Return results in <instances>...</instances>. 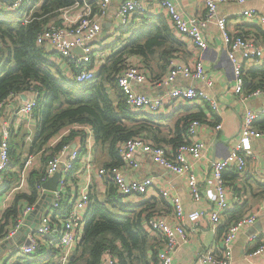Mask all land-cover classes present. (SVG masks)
<instances>
[{
    "label": "trees",
    "instance_id": "1",
    "mask_svg": "<svg viewBox=\"0 0 264 264\" xmlns=\"http://www.w3.org/2000/svg\"><path fill=\"white\" fill-rule=\"evenodd\" d=\"M11 1L0 0V5L5 7ZM84 2L93 13L100 7L98 0H24L21 10L11 12L0 6V105L7 98L30 90L36 92L38 99L33 110L36 127L28 156L39 153L45 164L63 146L73 142L78 132L70 129L53 145L52 141L63 129L76 125L92 130L98 162L105 168L121 164L119 145L128 139L139 137L154 145L169 144L174 151L189 140L188 125L194 119L203 120L202 113L179 118L170 129L173 136L167 139L153 127L154 115L129 110L117 85V78L131 61V56L138 57L141 62L144 60L150 66L151 80H159L161 77L155 74L166 71L170 59L183 52V43L168 18L162 14H135L127 26L115 29L118 38L109 46L111 52L102 59L94 76L80 83L73 78L74 67L65 60L57 63L58 54L36 40L46 25L63 24V19L59 18L61 10L74 5L80 7ZM21 14L29 16V20L24 21ZM85 67L92 68V61ZM258 88L264 89V60L262 65L246 71L242 93L249 95ZM202 102L209 109L208 103ZM255 127L264 129V116L255 121ZM79 135L83 141L84 136L80 132ZM14 139L11 136L9 141L10 163L3 173L0 195L17 183L19 178L13 171L21 170L27 160L19 150L24 138L18 142ZM47 152L50 154L45 157ZM84 153L82 144L79 156ZM77 167L75 165L70 172ZM33 176L35 180H29L31 193L16 194L13 206L0 211V238L8 235L9 219L17 217L22 209L16 201L24 198L30 204L35 203L37 184L43 172L33 171ZM107 182L109 188L104 200L90 194L81 239L66 264H100L105 250L117 257L118 264H160L158 254L163 247L162 236L146 225L147 219L157 213L154 201L149 198L139 204L127 203L128 198L118 193L115 184L106 179ZM68 209L65 199L57 212L64 214ZM40 252L48 254L40 261H32V257ZM56 254H59L57 247L41 245L35 254L19 256L17 264H53L54 260L51 261Z\"/></svg>",
    "mask_w": 264,
    "mask_h": 264
},
{
    "label": "crops",
    "instance_id": "2",
    "mask_svg": "<svg viewBox=\"0 0 264 264\" xmlns=\"http://www.w3.org/2000/svg\"><path fill=\"white\" fill-rule=\"evenodd\" d=\"M123 0H111L110 5L107 8L104 20L102 21V33L97 39L101 44V50L98 54L92 57L93 66L98 67L102 63V59L108 56L111 52L109 46L118 38V34L115 31L118 26L117 9ZM150 4V9L165 16L164 13L158 8V0H144ZM177 7L185 18L198 21L203 17L204 8L202 4L195 2L194 0H178ZM82 7L71 8L66 10L69 17L74 18L77 16ZM254 11V14H250V11ZM64 14V12H63ZM62 12L59 14V18L63 17ZM217 16L225 17L227 29L231 32L243 34L254 38L258 43L264 42V27L261 25L260 18H264V0H246L242 4L228 3L219 4L217 6ZM170 22V21H169ZM171 24V23H170ZM172 26V25H171ZM207 47L205 50H201L193 44V42L186 36H180L175 33L176 36L183 43V52L174 55L170 60L174 63L185 64L192 66L198 60L203 63L205 73L212 79L213 85L206 87L201 81H193L184 79L177 76L169 84H159V80H151L150 66L136 56H131L130 60L142 64L145 68L148 79L140 86H134V89L138 92L145 93L149 96H158L164 94L171 88H187L193 86L200 90H205L208 95L218 99L220 105V111L218 114L211 113L210 109L204 105L202 100L194 99L190 101H183L181 98L174 99L170 105H165L157 114H154V125L169 126V129L165 130L163 127L158 128L159 134L170 139L173 136V131H170L175 126L179 118L186 115L196 116L201 114L204 119L199 122L196 134L192 139L202 141L204 143V151L202 157L193 163V171L198 179L199 188L202 197L198 201H194L187 189L186 179L177 174H173L163 168L154 164L149 156L139 153V167H130L121 164L123 175L125 179L132 180L134 178L143 179L146 177L154 178V186L149 188L144 195L130 197L127 203L139 204L144 200L151 198L154 201L156 214L163 215L164 218L169 221L172 220L173 207L168 198H164L160 195V189L169 190L171 193L177 194L182 202V206L185 212H191L194 210H215L216 191L214 188V180L211 175V168L215 162L225 158L236 143L238 132L241 126L244 110L246 108H259L264 106V95L262 96H249L246 100L233 92V85L235 83V77L233 74V65L229 60L227 49L223 46L220 38L217 25L214 22L208 24L203 30ZM55 59V58H54ZM261 63L257 66L262 65ZM56 62L60 60L56 58ZM146 65V66H145ZM256 67V66H255ZM250 69V68H249ZM248 68L244 69V74ZM166 71L158 72L156 77L161 78L165 76L169 70V66ZM154 75V76H155ZM29 93H21L16 96L7 98L0 105V128L4 122H7L11 126L12 138L21 140L24 138L22 156H26L28 164L22 167L21 170H14L18 176V181L14 186L0 195V211H4L6 208L12 207L14 203V197L16 194H30L31 189L29 180L31 172L37 171L43 172V176L40 177L37 184V198L35 203L30 204L26 199L19 198L16 202L22 209L17 217L9 219L7 227L10 232L17 227V231L20 228L24 229V232H16L15 237L8 240H2L0 243V264H17L18 257L21 256L19 251L28 241L30 236H36L32 234L40 224V218L43 215H50V224L54 228H61L64 215L74 208V204L79 200L80 191L87 185L89 196L95 195L97 198L104 200L107 196L108 182H113L110 178H103L98 174L100 168H105L98 162V154L94 148L93 133L88 126L76 125L67 127L62 130L61 134L57 136L51 143L53 145L60 138L61 135H66L70 129L77 130V134L74 137V141L67 144L69 147L66 151L60 155L62 161L69 158V154L75 150L71 145L75 144L77 150L80 149L82 144L89 145V149L85 148V153L82 156H78L74 164L78 165L77 169L73 172H68L65 175L60 168L53 174H46V162L41 166L37 164V156L41 154H35L28 156L29 144L32 141L33 134L36 127V117L31 116L29 118L23 117L18 119L16 116V108L21 105L25 100L29 98ZM148 114V113H145ZM221 123L222 128L218 131L214 130L215 124ZM262 130V129H259ZM84 136L82 141V136ZM146 136V135H144ZM20 138V139H19ZM14 139V140H15ZM147 139V138H146ZM150 141V140H146ZM165 146L171 149V145L165 144ZM86 147V146H85ZM80 151V150H79ZM19 153V151H17ZM50 153L44 154L48 157ZM37 155V156H36ZM24 158V159H25ZM138 160V153L136 154ZM90 159L92 164L91 168L87 170L85 168V160ZM27 161V160H26ZM26 163V162H25ZM74 168H72L73 170ZM60 174L56 188L60 189V182L65 178V183L61 188L60 198L68 201L69 209L64 214H58L52 207V203L55 199L54 191L48 193L43 188V183L49 178H52L54 174ZM62 173V174H61ZM35 180V178H34ZM223 180L225 187V194L230 202L228 210L220 214V219L215 228H212L210 221L207 219H201L196 224L186 222V240H178L174 254L172 256V264H197V259L202 252L212 251L213 254L220 256L222 236L225 233L228 226L240 217L255 215V221L252 225L247 226L241 232H239L235 241L232 244L231 264H261L264 262V256H252V250L259 244L264 242V135L255 138L251 143L250 155L247 157L246 168L242 174L234 172L233 168H227L223 171ZM3 186L1 182L0 187ZM53 195V196H52ZM234 196L241 198L240 203L234 202ZM26 208H29L25 212ZM85 209L80 210L81 214H85ZM9 232V233H10ZM8 233V234H9ZM255 236V238H252ZM51 238V236H49ZM53 237V236H52ZM58 235L54 238L57 239ZM11 240L9 246L7 242ZM55 242V241H54ZM57 242V241H56ZM55 245H47L42 240V244L46 246H54L59 249V254L54 255L52 261H58L59 255H61V249ZM74 247L72 248V250ZM71 250V252H72ZM45 254H48L44 252ZM45 254L42 252L37 253L32 257V261H40L44 258ZM53 262V263H54Z\"/></svg>",
    "mask_w": 264,
    "mask_h": 264
},
{
    "label": "built area",
    "instance_id": "3",
    "mask_svg": "<svg viewBox=\"0 0 264 264\" xmlns=\"http://www.w3.org/2000/svg\"><path fill=\"white\" fill-rule=\"evenodd\" d=\"M24 0H12L10 4L0 5L6 12L19 11L24 6ZM202 4L204 8L203 17L198 20H190L185 18L177 7L178 0H158V8L165 14L170 21L175 33L180 36L188 37L195 46L201 50H205L207 42L203 30L209 23L214 22L217 25L223 46L227 49L229 60L233 65V74L235 83L233 92L246 100L249 96H262L264 89L258 88L249 95H244V69L252 68L261 63L264 58V42L258 43L254 38L243 34L231 32L227 29L225 17L217 16V6L219 4L236 3L242 4L246 0H194ZM100 7L93 13L87 2L80 6L83 9L74 18L69 17L65 8L61 10L63 14V24L46 25L37 36V43L44 45L50 51L58 54V59L65 60L75 68L74 80L76 82H85L90 80L95 73L96 66L86 68L95 55V48L101 50V44L97 39L102 33V21L106 14L107 8L111 0H98ZM74 5V8H77ZM147 13L158 15L150 9V4L144 0H123L117 9V20L120 26H127L135 14ZM254 14V11H250ZM21 16L24 21L29 20V16ZM261 25L264 27V18H260ZM79 49L80 52H75ZM177 76L184 79L201 81L206 87L213 85L212 79L205 73L203 63L198 60L192 66L178 64L171 61L169 70L165 76L159 79V84H169ZM148 79L145 67L138 62L130 61L117 78V85L121 89L124 100L130 111L142 112L148 114H157L165 105H170L174 99L181 98L183 101L200 99L208 103L211 113L218 114L220 105L218 99L208 95L205 90L197 89L193 86L187 88H171L162 95L149 96L145 93L138 92L134 86L142 85ZM29 98L16 108V116L19 119L23 117L29 118L33 116V110L37 106V94L33 90L26 91ZM21 94V93H20ZM19 95V94H18ZM264 116V106L259 108H246L243 113L241 126L238 132L237 140L230 153L218 162H215L211 168V175L214 180V188L216 191L215 210H194L185 212L182 202L177 194L171 193L169 190L160 189V195L168 198L173 207L172 220L164 218L163 215L153 214L150 216L146 225L149 230L162 236L163 247L160 249L158 258L160 264H172V256L174 254L178 240H186V222L196 224L201 219L210 221L212 228H215L219 222L220 214L228 210L230 202L225 194L223 171L227 168H233L237 174H242L246 168L247 157L250 155L251 143L255 138L264 135V129L259 130L255 127V121ZM198 120L194 119L188 125L189 140L179 145L174 151L166 146L154 145L143 138L128 139L119 145V153L123 164L130 167H139V153L142 152L149 156L150 160L157 166L167 170L173 174H177L186 179L187 189L194 201L201 199L202 194L199 188L198 179L193 171V163L202 157L204 151V143L199 140L192 139L196 134L199 126ZM222 128L221 123L215 124L214 130L218 131ZM11 126L4 122L0 128V184L2 182L3 173L10 163L9 141L11 138ZM89 149V145H85ZM68 145L63 146L57 154L52 156L46 162V174L51 175L59 168L65 175L74 167L80 149L73 150L69 154V158L62 161V155ZM138 153V160L136 154ZM28 164V159L25 165ZM92 164L90 159L85 160V168L89 170ZM121 167L112 166L108 168H100L98 174L103 178H110L115 184L118 193L127 198L144 195L149 188L154 186V178L146 177L143 179L134 178L126 180ZM62 174V173H61ZM65 178L61 180L60 189L54 191L55 199L52 207L57 210L61 204V188L65 183ZM89 201V192L87 185L80 191L79 200L75 202L74 208L69 210L63 217L62 227L54 228L50 224V215L46 214L40 218V224L32 233L36 236L28 238L29 243L24 245L19 251L21 255L35 254L40 249L42 240L47 245H55L62 250L59 255L58 262L66 264L73 247L78 244L83 233L85 224V214H81L80 210L86 208ZM234 202L240 203L241 198L234 196ZM29 208H26L27 212ZM255 221V215L251 214L230 224L222 236L221 254L217 256L212 251L202 252L197 259V264H231L232 244L241 232L247 226ZM17 227L11 231L2 240H8L15 236ZM58 235L57 239H54ZM51 236V238L49 237ZM53 236V237H52ZM255 238V236H252ZM55 241V242H54ZM252 256H264V242L259 244L252 250ZM100 264H118L117 257L105 250L102 254ZM257 264V263H250ZM261 264H264L261 263Z\"/></svg>",
    "mask_w": 264,
    "mask_h": 264
},
{
    "label": "water",
    "instance_id": "4",
    "mask_svg": "<svg viewBox=\"0 0 264 264\" xmlns=\"http://www.w3.org/2000/svg\"><path fill=\"white\" fill-rule=\"evenodd\" d=\"M75 52H80L79 49H75ZM72 148H75V144H72L71 145ZM59 172L54 174L52 178H49L46 182L43 183V188L45 189V191H47L48 193H50V191H55L57 188H56V185H57V182L59 180ZM53 196V195H52ZM18 233H21V232H24V229L23 228H20L18 231ZM15 237V236H14ZM11 243V240H9V242H7V246H9ZM29 241H26V244H28Z\"/></svg>",
    "mask_w": 264,
    "mask_h": 264
},
{
    "label": "rangeland",
    "instance_id": "5",
    "mask_svg": "<svg viewBox=\"0 0 264 264\" xmlns=\"http://www.w3.org/2000/svg\"><path fill=\"white\" fill-rule=\"evenodd\" d=\"M71 8H74V6L73 7H71ZM63 13V12H62ZM118 24V26H116V29H118V28H120V24L119 23H117ZM100 51V50H99ZM99 51L97 50V47L95 48V53L94 54H98L99 53ZM152 115H154V114H152ZM156 128H161V127H163L165 130H167V129H169V126H163V125H154ZM21 148H23V146H21ZM37 156V155H36ZM36 160H37V164H41V166L43 165V159L38 155L37 156V158H36ZM101 164V163H100ZM53 264H60L58 261H55Z\"/></svg>",
    "mask_w": 264,
    "mask_h": 264
}]
</instances>
